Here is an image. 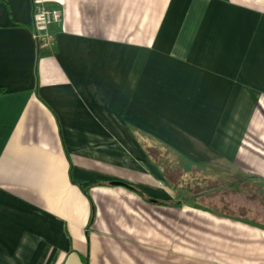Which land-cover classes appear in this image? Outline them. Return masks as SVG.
Here are the masks:
<instances>
[{
	"label": "crops",
	"instance_id": "crops-1",
	"mask_svg": "<svg viewBox=\"0 0 264 264\" xmlns=\"http://www.w3.org/2000/svg\"><path fill=\"white\" fill-rule=\"evenodd\" d=\"M0 86V264H264V0H3Z\"/></svg>",
	"mask_w": 264,
	"mask_h": 264
},
{
	"label": "rangeland",
	"instance_id": "rangeland-1",
	"mask_svg": "<svg viewBox=\"0 0 264 264\" xmlns=\"http://www.w3.org/2000/svg\"><path fill=\"white\" fill-rule=\"evenodd\" d=\"M241 177H242V175L238 176V178H240V179H241ZM224 178L232 180V179H235V176L232 177V178H228V177L225 176V177H223V179ZM242 179L248 181V183H244L243 186L251 185L250 181H252V183H253L252 186L253 187H257V186H261L262 187V185L264 186V182H261L257 178H254V177H252V178L250 177L248 179L242 177ZM222 187H223V185L221 186V189L215 193L214 200L210 199V201L219 203V207L216 209L217 211H219V212H221L223 214H226V215L233 214L235 211H233V209L229 208V206H228L229 204L227 202L230 199V192L226 188H223V190H222ZM210 209H213V208H210ZM190 214H191L190 215L191 218L196 217V215L193 212H190ZM192 233L193 232L191 231V249H192V245H193L192 236L195 234V233L194 234H192ZM201 236L208 237V235H201ZM206 244L209 246L212 243H210L208 240H206ZM175 247H177L179 249V246H177L176 244H175ZM190 259L191 260L192 259H196L198 264H231V258L228 256V253L227 252H223V251H219L218 254L211 255V256L209 255L207 257H204V256L192 257L191 256ZM199 261H202V262H199ZM192 264H195V263H192Z\"/></svg>",
	"mask_w": 264,
	"mask_h": 264
},
{
	"label": "built area",
	"instance_id": "built-area-1",
	"mask_svg": "<svg viewBox=\"0 0 264 264\" xmlns=\"http://www.w3.org/2000/svg\"><path fill=\"white\" fill-rule=\"evenodd\" d=\"M34 11L40 16L43 26H47L53 23L59 24L63 20L62 8L46 9L43 6L36 5ZM35 38L37 40V43L40 42L42 48H49L52 47L54 44V41L46 33H36Z\"/></svg>",
	"mask_w": 264,
	"mask_h": 264
},
{
	"label": "trees",
	"instance_id": "trees-1",
	"mask_svg": "<svg viewBox=\"0 0 264 264\" xmlns=\"http://www.w3.org/2000/svg\"><path fill=\"white\" fill-rule=\"evenodd\" d=\"M3 0H0V2H2ZM23 25H25V24H23ZM26 26H30V25H26ZM37 45H38V49H39V51H41V44H40V42H38L37 43ZM6 94V90H5V88L3 87V86H0V96H3V95H5ZM107 183V182H106ZM129 187H131L133 190H135L139 195H141L144 199H146V200H149L150 198H149V196H147L146 194H144L141 190H139V189H137V188H135V187H133V186H131V185H129ZM177 197V196H176ZM175 200L177 201L176 203H175V205H180V200L178 199V198H175Z\"/></svg>",
	"mask_w": 264,
	"mask_h": 264
},
{
	"label": "water",
	"instance_id": "water-1",
	"mask_svg": "<svg viewBox=\"0 0 264 264\" xmlns=\"http://www.w3.org/2000/svg\"><path fill=\"white\" fill-rule=\"evenodd\" d=\"M113 183H114V184H119L120 182H118V181H114Z\"/></svg>",
	"mask_w": 264,
	"mask_h": 264
},
{
	"label": "bare ground",
	"instance_id": "bare-ground-1",
	"mask_svg": "<svg viewBox=\"0 0 264 264\" xmlns=\"http://www.w3.org/2000/svg\"><path fill=\"white\" fill-rule=\"evenodd\" d=\"M160 182H161V181H160ZM161 184H163V182H162Z\"/></svg>",
	"mask_w": 264,
	"mask_h": 264
}]
</instances>
